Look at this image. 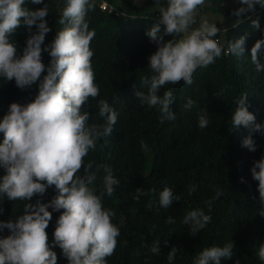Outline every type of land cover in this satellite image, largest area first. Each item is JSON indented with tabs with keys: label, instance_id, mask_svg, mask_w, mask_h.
Instances as JSON below:
<instances>
[{
	"label": "trees",
	"instance_id": "trees-1",
	"mask_svg": "<svg viewBox=\"0 0 264 264\" xmlns=\"http://www.w3.org/2000/svg\"><path fill=\"white\" fill-rule=\"evenodd\" d=\"M236 1L205 0L199 9L200 13L232 20L216 24L221 31L215 38L225 52L209 66L198 68L191 84L169 83L158 90L159 96L171 91L175 97L171 105L175 119L161 122L159 106L149 107L135 93L149 92L154 74L149 57L158 46L146 32L159 23L160 9L167 7L168 0H142L141 4L136 0H91L93 7L85 19L89 30L95 33L90 42L94 53L91 64L99 96L90 98L84 111L89 113V125L106 123L99 115L100 100L107 101L118 114L113 133L100 139L95 150H90L84 158V165L91 162L90 171L96 175L89 186L96 195L104 191L106 167L120 181L114 186L112 196L102 197L104 209L115 213L111 222L120 230L117 247L106 258L107 264H194L204 249L230 242L234 243L233 256L230 260L223 258L221 264H264L258 255L259 247L264 244V216L259 215L264 205L259 202V182L252 178L251 172L254 163L264 159V134L232 125V115L244 96L248 97V110L256 116V123L264 125V71H257L250 57L256 41L264 39V9L257 6L254 13L238 18L233 15L239 8ZM103 3L108 6L105 10L101 8ZM44 4L48 5L45 19L51 31L42 47L49 45L56 33L66 27L59 23L66 0H44L43 4L26 0L24 7L37 10ZM249 16L251 20H259L260 29L252 27ZM238 19L242 21L239 24ZM36 31L35 25L29 31L21 24L9 37L18 55ZM242 36H247L245 53L228 52L230 43ZM173 38L164 37L165 42ZM260 59L264 63V54ZM42 60L45 65L50 63L48 52L42 53ZM46 74L45 71L41 79ZM38 88L39 82L22 90L14 79L7 81L0 76V122L12 103L32 102ZM189 99L194 102L190 109L186 107ZM201 115L208 119L205 128L198 127ZM249 135L257 146L254 152L242 146L243 139ZM3 139L0 132V143ZM141 141L147 144V149L141 147ZM5 174L0 167V178ZM78 175H84L83 168ZM165 188L179 197L167 209L159 205L160 193ZM136 189L146 194L137 198ZM217 191L222 193L218 197ZM57 194L53 185L43 196H34L31 201L9 200L5 195L0 198L3 210L0 221L15 222L25 214L27 203L35 204L37 200L48 203ZM208 202H211L210 210ZM196 209H202L211 220L192 236L191 226L184 223V218ZM49 211H52L46 229L49 245L57 253L58 264H69L62 249L54 245V231L62 210L56 212L50 208ZM169 217L174 219L173 223H168ZM9 235V229L0 231V238ZM157 243L160 252L153 254L150 249ZM173 247L177 253L170 262L168 253Z\"/></svg>",
	"mask_w": 264,
	"mask_h": 264
},
{
	"label": "clouds",
	"instance_id": "clouds-1",
	"mask_svg": "<svg viewBox=\"0 0 264 264\" xmlns=\"http://www.w3.org/2000/svg\"><path fill=\"white\" fill-rule=\"evenodd\" d=\"M25 2L0 0V76L7 81L14 79L22 90L39 82L35 99L26 105L12 103L0 122V132L4 134L3 143H0V167L6 172L0 178V198L6 195L9 200L31 201L34 196H43L53 185L58 194L48 203L40 200L35 204L27 203L25 214L15 222L0 221V231H11V235L0 238V264H58L57 253L49 245L46 231L52 220L50 208L56 212L62 210L54 231V245L62 249L69 264H107L106 258L113 255L117 247L120 230L111 222L115 213L104 209L102 197L112 196L114 186L120 181L113 176L111 168L106 167L104 191L96 195L89 187L96 175L90 171L91 162L84 165V158L90 150H95L100 139L113 133L118 114L107 101L100 100L99 115L106 123L89 125V113L84 111L90 98L99 96L91 64L94 53L90 42L95 33L89 30L85 19L93 5L91 0H66L59 19L66 27L56 33L49 45L42 47L46 34L51 31L45 19L49 14L48 5L30 10L24 7ZM31 3L43 4L44 0H31ZM239 3L242 6L233 11L238 18L254 13L257 6L264 9V0H239ZM204 5L205 0H168L167 7L160 9L159 23L146 32L158 46L149 57L154 74L148 94L138 91L135 95L149 107L159 106L161 122L175 119L171 110L175 97L171 91L159 96L158 90L169 83L191 84L198 68L209 66L225 52L215 38L221 31L216 24L200 17L199 27H192ZM240 22L238 19L237 24ZM21 24L29 31L35 25L37 31L29 36L22 54L18 55L9 37ZM251 25L255 29L261 27L259 20H251ZM165 36L174 38L165 42ZM246 39L247 36H242L230 43L227 51L243 55ZM43 52H48L51 58L48 65L43 63ZM262 54L264 39L257 40L251 48V61L257 71H264ZM45 71L47 74L41 79ZM247 98L244 96L238 101L232 115L233 128L243 126L250 132L264 134V125L256 123V116L248 110ZM193 103L189 99L186 107L190 109ZM207 126L206 115H201L198 127ZM242 146L253 152L257 150L251 135L243 139ZM141 147L147 149L148 146L141 141ZM82 168L83 176L78 175ZM251 172L252 178L259 182V202L264 205V159L256 161ZM136 191L137 198L146 194L142 189ZM221 194L217 191V197ZM174 201H179V197L174 196L171 189L165 188L160 193V207L167 209ZM208 207L210 210L211 202ZM259 215L264 216V208L259 210ZM210 220V215L196 209L185 216L184 223L191 226L190 233L195 236ZM173 222L169 217L168 223ZM158 243L150 249L153 254L160 252ZM233 248L234 243L230 242L222 247L204 249L194 264H221L223 258H232ZM176 253L173 247L168 253L170 262ZM258 255L264 261V244L259 247Z\"/></svg>",
	"mask_w": 264,
	"mask_h": 264
},
{
	"label": "rangeland",
	"instance_id": "rangeland-1",
	"mask_svg": "<svg viewBox=\"0 0 264 264\" xmlns=\"http://www.w3.org/2000/svg\"><path fill=\"white\" fill-rule=\"evenodd\" d=\"M136 2L137 3H139V4H141L142 3V0H136ZM236 4V6L237 7H241L242 5L239 3V0H237L236 2H235ZM200 17H206L207 19H208V21H209V23H211V24H217L219 21V23H221V22H223V23H227V22H231L232 20H229L230 18H224V17H222V16H220V17H218V16H215L214 14H212V13H206V14H203V13H200V11H199V14H198V16H197V23L196 24H194L192 27H193V29H195V28H198L199 27V25H200ZM160 18V17H159Z\"/></svg>",
	"mask_w": 264,
	"mask_h": 264
},
{
	"label": "built area",
	"instance_id": "built-area-1",
	"mask_svg": "<svg viewBox=\"0 0 264 264\" xmlns=\"http://www.w3.org/2000/svg\"><path fill=\"white\" fill-rule=\"evenodd\" d=\"M108 6L106 5V4H101V8L103 9V10H105L106 8H107ZM112 10V9H111Z\"/></svg>",
	"mask_w": 264,
	"mask_h": 264
}]
</instances>
